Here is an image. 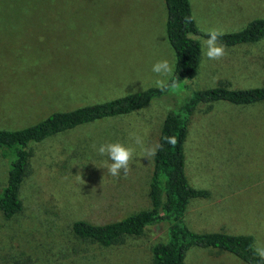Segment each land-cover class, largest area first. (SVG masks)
Masks as SVG:
<instances>
[{
	"label": "rangeland",
	"instance_id": "rangeland-1",
	"mask_svg": "<svg viewBox=\"0 0 264 264\" xmlns=\"http://www.w3.org/2000/svg\"><path fill=\"white\" fill-rule=\"evenodd\" d=\"M189 2L199 30L191 37L202 52L196 75L142 108L31 142L30 172L20 191L23 208L10 219L0 211V264H152L151 247L166 241L167 222L111 246L79 238L72 223L103 224L150 206L153 157H143V147L158 142L168 111H178L196 90L221 82L230 88L264 86V37L242 44L251 48L250 59L232 55L233 48L222 44L225 56L209 60L203 44L208 29L233 32L264 17V0ZM166 19L164 0H0V128H22L55 111L169 80L151 70L165 59L174 69ZM237 71L256 75H234ZM109 142L134 150L127 177L110 175L105 166L110 161L97 152ZM183 151L188 183L209 192L190 199L187 227L249 234L264 244V101L199 103L189 117ZM13 158L0 149V189ZM185 264L246 263L229 252L191 246Z\"/></svg>",
	"mask_w": 264,
	"mask_h": 264
},
{
	"label": "trees",
	"instance_id": "trees-1",
	"mask_svg": "<svg viewBox=\"0 0 264 264\" xmlns=\"http://www.w3.org/2000/svg\"><path fill=\"white\" fill-rule=\"evenodd\" d=\"M167 19L166 34L174 50V75L169 84L175 85L184 79L193 78L201 57L200 43L191 34L199 33L194 21L189 0H164ZM188 18H191L190 22ZM264 37V17L251 20L244 28L223 33L218 42L232 46L258 41ZM149 87L142 91L76 107L67 111H55L37 123L17 129L0 128V149L4 155L13 154L5 185L0 189V211L10 219L23 208L20 191L25 177L30 172L31 142H40L61 131L96 119L125 114L147 105L154 97L169 91ZM218 100L233 104H251L264 101V86L255 88H230L221 82L214 88L196 90L193 96L181 104L178 111L170 110L163 119L157 143L164 145L153 157L148 197L150 206L130 213L126 217L95 224L86 220H75L72 231L76 236L102 246L121 244L126 237L140 236L148 225L167 222V239L152 245V264H185L186 252L191 246L215 248L218 252H229L246 264H264L256 257L250 245L254 239L249 234L225 232L197 233L187 227L184 215L192 198L206 197L209 192L192 187L184 169L183 143L187 134L190 115L199 103ZM174 137V145L164 141Z\"/></svg>",
	"mask_w": 264,
	"mask_h": 264
},
{
	"label": "clouds",
	"instance_id": "clouds-1",
	"mask_svg": "<svg viewBox=\"0 0 264 264\" xmlns=\"http://www.w3.org/2000/svg\"><path fill=\"white\" fill-rule=\"evenodd\" d=\"M191 18H188L190 22ZM223 33L216 29H208L205 32V38L203 39V44L205 45L204 55L209 60H220L225 56V48L222 44L218 43V39L222 36ZM152 72L156 73L158 76L162 77H172L174 75V69L169 64V62L165 60H159L152 65ZM156 87L161 90H165L167 87H175V80L169 81L166 79H157ZM135 143L143 146V141L141 137L134 136ZM165 142L174 145L176 140L174 137H164ZM93 147H96L95 145ZM164 145L162 143H156L153 146L143 147L142 156L143 157H154L156 153L162 150ZM97 152L106 156L110 163H106V167L108 172L113 177H120L123 175L127 177L131 163L135 158L134 150L130 147L125 146L120 142H109L105 144H101L97 149ZM81 180V177L79 175ZM83 181V180H81ZM250 248L253 254L258 257L260 261H264V244L255 242L253 245H250Z\"/></svg>",
	"mask_w": 264,
	"mask_h": 264
},
{
	"label": "crops",
	"instance_id": "crops-1",
	"mask_svg": "<svg viewBox=\"0 0 264 264\" xmlns=\"http://www.w3.org/2000/svg\"><path fill=\"white\" fill-rule=\"evenodd\" d=\"M191 7V6H190ZM192 12V11H191ZM256 42V41H255ZM249 43H252V42H249ZM243 43H240V44H236V45H232V46H227V45H225L226 47H228L227 49H229V47L230 48H233V49H231L230 50V52L232 53V55H234V54H239L240 56H242V57H244V58H246V59H250L251 58V55L250 54H248L249 53V51L251 50V48H249V46H246V45H242ZM234 47H236V48H234ZM227 55L229 56V53H227ZM201 59H202V52H201V57H200V62H201ZM200 62H199V64H200ZM198 67H199V65H198ZM242 67L244 68V69H246V68H249V65H242ZM198 70V69H197ZM236 73H238V74H241V75H243V77H249V76H251V75H256L253 71H248V72H245V73H239L238 71L237 72H235V73H233L234 75L236 74ZM229 77H230V79H231V81H235V80H237V77H235V76H233V75H229ZM228 83V82H227ZM229 84V83H228Z\"/></svg>",
	"mask_w": 264,
	"mask_h": 264
}]
</instances>
